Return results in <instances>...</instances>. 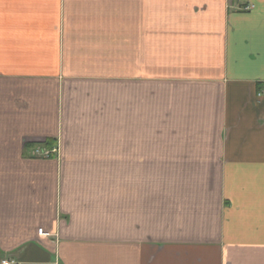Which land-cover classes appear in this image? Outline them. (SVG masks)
I'll use <instances>...</instances> for the list:
<instances>
[{
	"label": "crops",
	"instance_id": "0c3cea01",
	"mask_svg": "<svg viewBox=\"0 0 264 264\" xmlns=\"http://www.w3.org/2000/svg\"><path fill=\"white\" fill-rule=\"evenodd\" d=\"M2 260L264 264V0H0Z\"/></svg>",
	"mask_w": 264,
	"mask_h": 264
},
{
	"label": "built area",
	"instance_id": "2783aa9c",
	"mask_svg": "<svg viewBox=\"0 0 264 264\" xmlns=\"http://www.w3.org/2000/svg\"><path fill=\"white\" fill-rule=\"evenodd\" d=\"M248 9H249V7L245 8V10H248ZM34 155L38 156V157L48 158L50 156V151H48V150L44 151V150L38 149V150L34 151ZM38 235L39 236H44V237L47 236V234L43 233V230H38ZM0 264H15V263L13 261H11V260H2L0 262Z\"/></svg>",
	"mask_w": 264,
	"mask_h": 264
}]
</instances>
